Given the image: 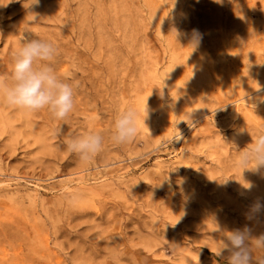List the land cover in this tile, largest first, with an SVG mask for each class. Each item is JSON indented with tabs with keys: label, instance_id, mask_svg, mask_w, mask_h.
I'll return each mask as SVG.
<instances>
[{
	"label": "rangeland",
	"instance_id": "rangeland-1",
	"mask_svg": "<svg viewBox=\"0 0 264 264\" xmlns=\"http://www.w3.org/2000/svg\"><path fill=\"white\" fill-rule=\"evenodd\" d=\"M66 1L0 12V54L51 35L74 90L64 121L0 97V264H228L227 232L264 234V169L236 164L264 132V0ZM129 107L138 135L117 145ZM89 132L103 151L83 160L67 141Z\"/></svg>",
	"mask_w": 264,
	"mask_h": 264
},
{
	"label": "clouds",
	"instance_id": "clouds-1",
	"mask_svg": "<svg viewBox=\"0 0 264 264\" xmlns=\"http://www.w3.org/2000/svg\"><path fill=\"white\" fill-rule=\"evenodd\" d=\"M12 0H8L7 6ZM40 0H33L29 7L39 5ZM219 2V0H217ZM195 32V30H194ZM202 36L195 32L191 45L193 51L198 47ZM57 49L52 42L43 39H30L14 54L11 80L0 76V97L9 105L30 113L47 109L54 119L64 121L74 109V90L68 77L57 75L53 67ZM146 116L148 110L146 107ZM138 112L129 107L120 112L115 120L112 140L117 145L133 141L138 135ZM67 150L77 154L83 160H89L103 151V137L99 133L89 132L67 141ZM237 166L243 170L259 171L264 169V132L239 152ZM251 165V166H249ZM251 190L252 185H244ZM250 211L253 216L264 211V203L256 202ZM253 216H246L252 219ZM264 253V234L253 236L252 230L245 226L226 233L225 240L214 252L224 258L228 264H253V252ZM259 260V258H256Z\"/></svg>",
	"mask_w": 264,
	"mask_h": 264
},
{
	"label": "bare ground",
	"instance_id": "bare-ground-1",
	"mask_svg": "<svg viewBox=\"0 0 264 264\" xmlns=\"http://www.w3.org/2000/svg\"><path fill=\"white\" fill-rule=\"evenodd\" d=\"M47 1L48 0H40L39 5L44 6V7L47 6L48 8H51L50 10H54V8L56 9L65 4H68L66 0H56L50 4H47L46 3ZM6 3H8V0H0V4H6ZM11 3H9L7 6H0V12H2L4 8H9ZM51 14L52 12L49 11L48 9H43L41 12L38 11L37 14H34L33 16H31L27 21H24L23 24H24V30L26 31V33L28 34L32 33L31 24L35 21V19L37 20L46 19V18H49ZM50 36L51 35L42 34L39 36V38L53 43V41L50 40ZM8 41H9L8 45L13 46L12 50H14V53H10L8 51V48H5L4 51L0 54V73H5L7 75V78L10 79L11 71L13 67L14 54L23 45L18 41L17 38H14V36L9 37ZM54 46L57 49L58 55L56 57V60L53 66L58 65L60 62L63 61V59L73 56L72 49L70 48L69 45L54 44ZM77 52L75 51V53Z\"/></svg>",
	"mask_w": 264,
	"mask_h": 264
}]
</instances>
